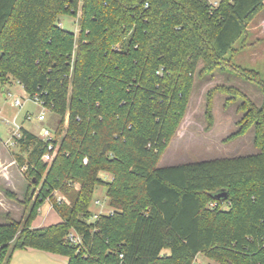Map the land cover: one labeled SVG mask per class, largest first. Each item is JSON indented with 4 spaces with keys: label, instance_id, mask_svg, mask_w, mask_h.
I'll use <instances>...</instances> for the list:
<instances>
[{
    "label": "trees",
    "instance_id": "16d2710c",
    "mask_svg": "<svg viewBox=\"0 0 264 264\" xmlns=\"http://www.w3.org/2000/svg\"><path fill=\"white\" fill-rule=\"evenodd\" d=\"M261 16L264 0H0L1 86L18 82L57 118L51 140L22 128L13 156L40 193L24 224H0V264L28 249L67 264H264V104L227 90L258 122L261 152L158 166L196 76L226 70L264 93L260 72L235 61ZM99 187L110 214L92 212ZM47 200L61 222L34 228Z\"/></svg>",
    "mask_w": 264,
    "mask_h": 264
},
{
    "label": "rangeland",
    "instance_id": "374dc122",
    "mask_svg": "<svg viewBox=\"0 0 264 264\" xmlns=\"http://www.w3.org/2000/svg\"><path fill=\"white\" fill-rule=\"evenodd\" d=\"M219 1L209 0L213 5ZM60 23L65 30L78 34V18L61 16ZM235 61L245 68L260 72L264 80V16L257 18L249 26L245 47L237 54ZM219 88L223 89L219 90ZM228 89L245 95L258 108H261L264 104V93L260 86L246 81L234 73L217 70L203 77L196 76L186 113L175 137L162 154L158 163L159 167L234 158L261 152V149L255 143L258 122L250 121L249 117L245 118L246 109H243L242 97L227 92ZM209 93L211 94V118L207 116ZM16 100H20L23 106H16L14 104ZM44 112L46 120L41 122L37 117ZM28 114L32 115L31 120L27 119ZM56 123L57 118L43 108L41 104L34 101L18 82L11 81L4 86L0 85V148L3 150L10 149V154L18 151L17 147H6V144L9 145L12 139L15 124L39 135L44 127L51 129L53 133ZM13 170L19 171L16 166L13 167ZM21 171L25 174L22 168ZM107 178L111 179L110 176ZM27 182L30 199L26 204V198L23 202H18L19 210L14 208L11 212V220L23 224L34 200L40 193L39 187H30L28 179ZM56 197L64 199L60 193H56ZM97 200L100 201V205L96 204ZM50 205L52 206V203L47 200L43 203V206H40L35 219L36 222L34 221L33 225L37 222H43L41 225L47 226L61 221L59 214L53 211ZM91 208L94 215H107L112 212L106 188L99 187L97 189ZM11 220L6 217L5 219L1 218L0 224H7ZM10 264L67 263L64 257H56V255L50 253L16 250ZM195 264L217 263L203 255H199Z\"/></svg>",
    "mask_w": 264,
    "mask_h": 264
},
{
    "label": "crops",
    "instance_id": "0c3cea01",
    "mask_svg": "<svg viewBox=\"0 0 264 264\" xmlns=\"http://www.w3.org/2000/svg\"><path fill=\"white\" fill-rule=\"evenodd\" d=\"M1 85V83H0ZM24 128V127H23ZM26 129V128H24ZM28 130V129H26ZM30 131V130H28ZM31 132V131H30ZM34 133V132H32ZM35 134V133H34ZM37 135V134H36ZM40 136V134L38 135ZM11 146L6 144V147ZM10 146V147H9ZM7 149V148H6ZM10 150V149H9ZM9 150H3L0 148V219H12V210L18 209L17 203L23 202L28 193V182L25 174L22 173L21 168L19 169L13 154H10ZM17 167L19 171L13 170V167ZM13 198V199H11ZM97 202H99L97 204ZM97 205H100V201H96ZM43 206V205H42ZM50 208L55 211L53 206ZM37 218V217H36ZM35 218V219H36ZM36 222V220H34ZM33 221V223H34ZM61 222V221H60ZM43 222L33 225L34 228L46 227L41 225ZM57 224V223H56ZM49 226V225H47ZM28 251H37L33 249H28ZM53 255V254H52ZM56 257H59L56 255ZM67 263V259L64 258Z\"/></svg>",
    "mask_w": 264,
    "mask_h": 264
},
{
    "label": "built area",
    "instance_id": "2783aa9c",
    "mask_svg": "<svg viewBox=\"0 0 264 264\" xmlns=\"http://www.w3.org/2000/svg\"><path fill=\"white\" fill-rule=\"evenodd\" d=\"M34 101H36L37 103L41 104L40 101L38 99H34ZM16 106H23L22 102L20 100H16L15 103H14ZM38 120L43 122L46 120V114L45 112L40 114L38 117ZM27 119L28 120H31L32 119V115L28 114L27 115ZM22 128L23 127H20L19 125L15 124L14 125V131L12 133V139L9 143V145L11 147H17L20 140L23 138V132H22ZM53 136V133H52V130L49 129V128H43L41 131H40V137L44 140H51ZM56 152H57V147H55L53 144H51L49 146V152L45 154L43 160L44 162L46 163H50L53 161L55 155H56ZM86 163V161H85ZM23 171H26L27 170V166L23 167L22 168ZM59 200H63L61 198H59ZM98 204V202H97ZM70 239H71V242L76 244V245H80L82 243V240H81V237L75 233H72L70 235Z\"/></svg>",
    "mask_w": 264,
    "mask_h": 264
},
{
    "label": "water",
    "instance_id": "95a60500",
    "mask_svg": "<svg viewBox=\"0 0 264 264\" xmlns=\"http://www.w3.org/2000/svg\"><path fill=\"white\" fill-rule=\"evenodd\" d=\"M227 193L224 191H220L219 193H217V198H226Z\"/></svg>",
    "mask_w": 264,
    "mask_h": 264
}]
</instances>
